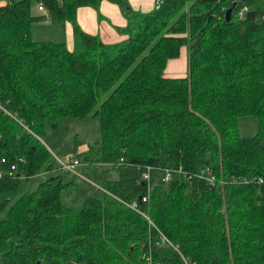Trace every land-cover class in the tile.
Masks as SVG:
<instances>
[{"label":"trees","instance_id":"trees-1","mask_svg":"<svg viewBox=\"0 0 264 264\" xmlns=\"http://www.w3.org/2000/svg\"><path fill=\"white\" fill-rule=\"evenodd\" d=\"M40 1L37 14L39 0L0 3V264H264V0H162L149 11L116 0L130 10L115 42L76 21L98 0ZM45 19L72 23L71 48L32 37ZM184 45L187 74L164 75ZM88 114L100 143L78 158L118 172L102 196L65 205L68 170L15 194L53 168L45 122ZM241 115L255 116V134H240ZM205 167L217 184L197 175Z\"/></svg>","mask_w":264,"mask_h":264},{"label":"rangeland","instance_id":"rangeland-1","mask_svg":"<svg viewBox=\"0 0 264 264\" xmlns=\"http://www.w3.org/2000/svg\"><path fill=\"white\" fill-rule=\"evenodd\" d=\"M125 1V0H123ZM129 8V3L125 4ZM124 8V5H123ZM125 8V15L129 14ZM41 9L38 8V3L34 2L31 6V13H40ZM128 19V17H127ZM34 31L33 37L44 39L41 37L45 30L40 29L39 23H33ZM56 37V36H54ZM189 46L187 45L182 50L179 59L181 60V66L184 68L177 70L164 69V75H184L187 74V61H188ZM87 117H66L61 119L59 126L53 127L49 121L45 123V132L42 133L39 139L46 145L52 154L53 169L46 173H41L30 177L29 179L22 178L20 185L16 190L15 194L22 193L25 190L33 191L37 188L40 181L56 175L66 174L67 172L61 167L59 160L63 162H69L72 156L77 157L78 155L87 152L90 147H97L100 143V127L99 119L96 115L88 114ZM239 132L241 135H253L257 132V120L253 115H241L237 120ZM100 163V162H97ZM84 166V167H82ZM81 172L83 177L75 176L77 185L68 188H64L61 191L60 197L62 202L70 207L80 209L83 207L84 202L88 196H102V191L91 184L88 179L93 180L97 184L101 183V179L104 177L116 178L118 177L117 170L113 167H109V171L101 172L100 165H89L84 159L81 160ZM71 174V172H70ZM68 175V177L72 175ZM102 177V178H101ZM102 185V184H101ZM11 193L7 194L10 196Z\"/></svg>","mask_w":264,"mask_h":264},{"label":"crops","instance_id":"crops-1","mask_svg":"<svg viewBox=\"0 0 264 264\" xmlns=\"http://www.w3.org/2000/svg\"><path fill=\"white\" fill-rule=\"evenodd\" d=\"M2 2L4 1L0 0V3ZM126 3H129V5L133 10L149 11L154 8L155 0H126ZM76 21L83 30L93 34H97L104 42H115L122 40L126 37V34L121 31V28L126 26L128 19L127 16L125 15V9L123 8V3L120 1L98 0L96 5L80 6L76 11ZM35 23H39L38 25H40V29L45 30V32L42 33V36H47V37H41L44 39L33 37V31H34V27H33L34 24H33L31 30H32V37L34 39L64 41L66 42L69 48L73 46V26L69 20L45 19V20L36 21ZM184 47L186 46L184 45L181 47L179 55H181ZM179 55L177 57L170 58L166 64L165 69L168 68L170 70H174V69L180 70L184 68V65L181 66V60L179 59ZM166 76H183V75H166ZM66 117L69 116L62 117L61 119ZM82 117H87V116H82ZM61 119L56 125H53L50 120L47 121H49L53 127H57L59 126ZM92 164L100 165L101 172L103 173L105 171H109V167L111 166V164L102 163V162L92 163ZM80 166L77 167L79 173L75 175L83 177V173L80 170L81 169ZM51 170H47V171L43 170L32 176L41 173L47 174ZM30 177L26 179H29ZM88 181L91 184H93L95 187H97L99 190H101L102 193L105 191V189L101 185L102 181L100 184H97L91 179H88ZM76 185H77V181L75 178V184L72 187Z\"/></svg>","mask_w":264,"mask_h":264},{"label":"built area","instance_id":"built-area-1","mask_svg":"<svg viewBox=\"0 0 264 264\" xmlns=\"http://www.w3.org/2000/svg\"><path fill=\"white\" fill-rule=\"evenodd\" d=\"M3 1L4 2H9L11 0H3ZM161 1L162 0H155L154 6L155 7H158L160 5ZM38 8L39 9H42L43 8L42 2L40 0L38 2ZM260 18L262 20H264V13L260 14ZM0 107H1V105H0ZM1 161H4V158H1ZM59 163H60V165H61V167L63 169L68 170V171H70V172H72L74 174L79 173L78 172V169H77V167L80 166V164H81V160L79 158L72 156L70 158L69 162H63V161L59 160ZM197 175L200 176V177H202V178H205L206 181L208 182V184H210V185L217 184V177H216V175L208 167L201 168L199 170V172H197ZM170 176H171V170L164 169L162 171V177H163L164 180H168L170 178ZM189 176H191V174H189ZM143 179H146V180H149L150 179V166H148L147 169H146V171H144V173H143ZM244 180H246V178ZM220 182L221 183L222 182H225V180H221ZM146 199H147V195L142 196V200L145 201ZM126 204L128 206H130L131 208H133V209H135L137 211H140L138 209V203H137L136 200H133V201L128 202Z\"/></svg>","mask_w":264,"mask_h":264},{"label":"water","instance_id":"water-1","mask_svg":"<svg viewBox=\"0 0 264 264\" xmlns=\"http://www.w3.org/2000/svg\"><path fill=\"white\" fill-rule=\"evenodd\" d=\"M231 11H232V7H228L227 10L225 11V18L226 19H229Z\"/></svg>","mask_w":264,"mask_h":264}]
</instances>
